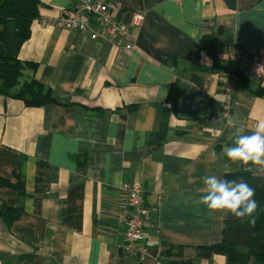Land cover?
Here are the masks:
<instances>
[{
    "label": "crops",
    "instance_id": "0c3cea01",
    "mask_svg": "<svg viewBox=\"0 0 264 264\" xmlns=\"http://www.w3.org/2000/svg\"><path fill=\"white\" fill-rule=\"evenodd\" d=\"M42 1L18 58L57 102L0 97V210L18 213L0 216V264H227L197 255L227 215L201 203L202 178L264 175L223 154L237 128L264 124V78L243 77L232 122L220 116L235 49L264 51V0H106L124 23L144 14L122 52L55 25L72 0ZM134 183L151 210L143 259L122 252V189Z\"/></svg>",
    "mask_w": 264,
    "mask_h": 264
},
{
    "label": "trees",
    "instance_id": "16d2710c",
    "mask_svg": "<svg viewBox=\"0 0 264 264\" xmlns=\"http://www.w3.org/2000/svg\"><path fill=\"white\" fill-rule=\"evenodd\" d=\"M224 1L230 8L235 6V0ZM43 6L42 0H0V97L22 101L26 107H44L57 102L51 90L34 78L36 65L18 58L21 46L30 37L32 23L40 18L39 8ZM32 71V77L28 78ZM234 74L238 87L245 79L241 73ZM192 81L198 83L194 78ZM223 179L244 181L254 188L258 210L246 220L227 214L219 241L199 247L197 255L200 258L224 256L227 264H264V175L239 172L226 174ZM0 216L9 223L18 213L2 206Z\"/></svg>",
    "mask_w": 264,
    "mask_h": 264
},
{
    "label": "built area",
    "instance_id": "2783aa9c",
    "mask_svg": "<svg viewBox=\"0 0 264 264\" xmlns=\"http://www.w3.org/2000/svg\"><path fill=\"white\" fill-rule=\"evenodd\" d=\"M71 9L54 22L67 30L87 32L91 40H105L114 44L119 52L133 49L136 35L133 31L140 29L144 14L133 12L127 23L113 17L106 0H72ZM95 25V26H94ZM234 59L237 70L250 80L264 78V51L247 54L235 49ZM236 79L230 78L222 87L223 100L220 102V116L225 124H230L232 115V96ZM122 205L128 210L122 252L137 255L143 259L146 251L140 245L144 241V225L149 219L150 208L143 201L142 187L139 183L124 186L122 189Z\"/></svg>",
    "mask_w": 264,
    "mask_h": 264
},
{
    "label": "clouds",
    "instance_id": "9594fccd",
    "mask_svg": "<svg viewBox=\"0 0 264 264\" xmlns=\"http://www.w3.org/2000/svg\"><path fill=\"white\" fill-rule=\"evenodd\" d=\"M237 128L232 146L223 148L224 156L242 166L264 165V124L251 135ZM205 185L201 203L212 212H225L239 220L253 217L258 210L255 189L244 181L227 180L216 175L202 178Z\"/></svg>",
    "mask_w": 264,
    "mask_h": 264
},
{
    "label": "rangeland",
    "instance_id": "374dc122",
    "mask_svg": "<svg viewBox=\"0 0 264 264\" xmlns=\"http://www.w3.org/2000/svg\"><path fill=\"white\" fill-rule=\"evenodd\" d=\"M73 30V29H72ZM236 49H239V48H236ZM241 50V49H240ZM241 51H243V50H241ZM234 61H235V59H234ZM238 73H240L238 70H236ZM235 75V74H234ZM234 75H232L233 77H234ZM235 78V77H234Z\"/></svg>",
    "mask_w": 264,
    "mask_h": 264
}]
</instances>
